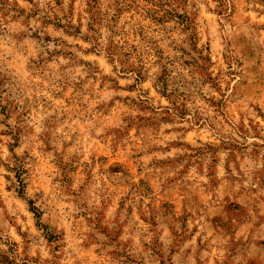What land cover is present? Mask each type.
<instances>
[{
    "label": "rangeland",
    "instance_id": "374dc122",
    "mask_svg": "<svg viewBox=\"0 0 264 264\" xmlns=\"http://www.w3.org/2000/svg\"><path fill=\"white\" fill-rule=\"evenodd\" d=\"M0 264H264V0H0Z\"/></svg>",
    "mask_w": 264,
    "mask_h": 264
}]
</instances>
